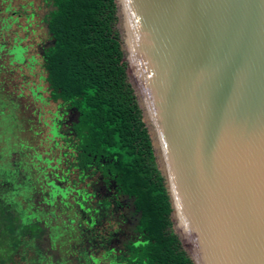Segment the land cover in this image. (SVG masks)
I'll return each instance as SVG.
<instances>
[{
  "label": "water",
  "instance_id": "95a60500",
  "mask_svg": "<svg viewBox=\"0 0 264 264\" xmlns=\"http://www.w3.org/2000/svg\"><path fill=\"white\" fill-rule=\"evenodd\" d=\"M115 3L182 248L264 264V0Z\"/></svg>",
  "mask_w": 264,
  "mask_h": 264
},
{
  "label": "trees",
  "instance_id": "16d2710c",
  "mask_svg": "<svg viewBox=\"0 0 264 264\" xmlns=\"http://www.w3.org/2000/svg\"><path fill=\"white\" fill-rule=\"evenodd\" d=\"M45 2L48 38L40 49L41 67L48 99L59 109L51 131L65 149L55 163L37 155L44 162L38 181L26 160L0 163V264H43L56 254L64 228L81 223L77 219L87 224L81 232L90 234L80 257L96 262L94 242L109 245L99 229L107 213L132 226L131 233L113 234L117 251L110 248L111 260L193 264L173 231L163 176L127 81L115 0ZM93 177V190L79 185Z\"/></svg>",
  "mask_w": 264,
  "mask_h": 264
},
{
  "label": "rangeland",
  "instance_id": "374dc122",
  "mask_svg": "<svg viewBox=\"0 0 264 264\" xmlns=\"http://www.w3.org/2000/svg\"><path fill=\"white\" fill-rule=\"evenodd\" d=\"M48 8L43 0H0V163L9 166L23 164V160H26L27 165L32 167L31 179L35 181L39 179L38 166L44 165L43 161L37 159V155L52 158L55 163L61 156V150L65 149L61 140L51 131L59 109L55 102L48 99L41 67L40 49L48 38L44 22ZM116 28L120 42L124 45L120 33L121 23L118 20ZM126 62H129L128 58ZM127 81L133 88V73H127ZM134 94L139 105V99L135 92ZM56 140L59 144L55 143ZM10 148L13 151L9 153ZM60 165L62 166L61 162ZM54 171L60 172V167ZM75 175L71 173L70 177ZM93 179L95 177L89 178L88 183H92ZM79 185L88 191L94 189L90 183L82 182ZM72 195L68 194V201H71ZM42 208L47 211L46 206ZM116 220V214L113 213H107L102 218L103 223L99 226L101 239L109 245L102 246L94 242L92 254L98 261L80 257L81 247L86 244L84 239L90 234L81 232L87 224L83 219H77L81 223L75 222L72 227L64 228L55 240V257L49 256L43 264H102L105 259H112L110 248H117L113 234L119 231L131 233L132 227L130 222L119 223ZM172 228L176 233L173 225ZM111 231L115 232L111 234ZM123 239L124 234L119 240ZM15 264L23 262L19 260Z\"/></svg>",
  "mask_w": 264,
  "mask_h": 264
},
{
  "label": "flooded vegetation",
  "instance_id": "af4514ba",
  "mask_svg": "<svg viewBox=\"0 0 264 264\" xmlns=\"http://www.w3.org/2000/svg\"><path fill=\"white\" fill-rule=\"evenodd\" d=\"M43 1L45 2V0H43ZM93 200H95V199H93ZM111 250H113L112 251V253H113L114 251H117V248L116 247H112ZM102 264H127V263H125L123 261L120 262V261H118L117 259L114 258L113 260H111V259L106 260L105 259V261Z\"/></svg>",
  "mask_w": 264,
  "mask_h": 264
}]
</instances>
